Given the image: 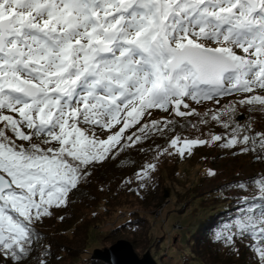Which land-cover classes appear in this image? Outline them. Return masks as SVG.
Wrapping results in <instances>:
<instances>
[{
  "label": "snow or ice",
  "instance_id": "snow-or-ice-1",
  "mask_svg": "<svg viewBox=\"0 0 264 264\" xmlns=\"http://www.w3.org/2000/svg\"><path fill=\"white\" fill-rule=\"evenodd\" d=\"M229 95L264 113V0H0V264H28L36 224L113 148L165 134L166 118L141 124L153 109L192 116L187 100ZM237 111L229 104L211 116L227 136H177L170 146L183 155L224 141L264 160V130L251 116L241 124ZM138 124L140 135L123 136ZM251 184L258 195L217 239L252 236L264 264V175Z\"/></svg>",
  "mask_w": 264,
  "mask_h": 264
},
{
  "label": "rangeland",
  "instance_id": "rangeland-1",
  "mask_svg": "<svg viewBox=\"0 0 264 264\" xmlns=\"http://www.w3.org/2000/svg\"><path fill=\"white\" fill-rule=\"evenodd\" d=\"M240 98V96L229 95L224 100L220 98L219 104L213 100L202 101L199 104L190 100H187V102L196 112L210 111V113H214V111H220L224 106L238 103ZM182 110L187 111V109ZM165 118L167 120L171 119L170 121L173 123L176 122L175 118H177L180 120L181 125L184 123L188 124V116L179 117L174 112L166 113L159 109H153L152 115H146L141 120V124L156 119L160 121ZM82 127L91 136L90 126L82 125ZM119 127L120 125H117L112 131L118 130ZM139 127L140 125L138 124L129 129H133V133L135 132L140 135L137 131ZM259 128H264V124L260 125ZM129 129L123 133L124 137L130 135L127 132ZM97 135L103 139L109 133L97 130ZM223 142H214L199 151H194L195 147H193L191 150H188L192 154L184 156L178 164L170 160L172 157L166 156L165 158H160L159 163L155 164L154 171L148 169L146 166L144 168V172L147 173L146 175L141 173V170L136 174L134 173L132 176L134 184L136 188L141 187L138 199L127 194L120 197L117 201L112 200L107 204L106 200H104L105 195L102 193V188L99 186V189L96 191V200L99 201V204L101 203L100 206H97L98 203H92V206H76L75 202V219L72 222L68 221L67 227L70 224H72V227L68 230V234H66L69 239L68 241L64 240V243L73 247L78 245L82 238H86L85 229L88 224L90 225V242L83 255L79 254L80 256L77 259H70V263L68 264L72 262V264H91L90 260L95 250L109 248L119 240L129 241L140 258L147 251L154 250V247L158 243L161 244L156 247V252L153 253L158 264H234L239 259L235 253L239 252L240 249H242V259L253 256L257 264H261L257 252V248L261 247V245L252 236L237 238L235 240L237 246L234 244L230 246L225 241H219L217 245L220 246V250L223 253H227V256L216 262L212 260H205L203 262L204 258L196 254L197 236L195 233L202 221L208 219L214 213L212 209L214 207L219 208V205L214 207L206 206L193 213L192 210L197 203H194L192 206L190 205L199 195L194 194L196 186L199 185L198 192L203 191L205 193L223 187L228 182L238 181L231 188L224 186L221 193L228 196L232 201L243 203L245 198L252 199L258 195L257 188L252 186L251 181L253 178L264 175V160L257 159V152H241L240 145H237L235 148H223L220 146ZM121 143L127 144L128 142L122 140ZM112 150L114 155L110 156L102 164H97L91 168V171L95 175L99 176L107 173L108 177V172L112 171V168L114 169L113 165H115L114 162L116 161L111 160L119 151V145ZM155 159L153 157L147 162L155 161ZM211 173H214V175ZM137 177H139V180L136 179ZM240 184H244L245 187H238ZM82 190H76L75 194L79 196L78 192ZM162 190H167L171 193L169 200L163 199ZM93 193L95 194V191ZM140 195L145 196L146 200L140 201ZM211 202L214 201L211 200ZM240 208L238 206L237 210ZM134 213L138 214L136 216L140 215V217L146 219L151 229H153L151 230L152 237L147 244V246L152 245L153 249H149L148 246V250H144L145 247L143 246L146 241L145 238L148 237V230H150L148 223H143L144 230L142 228L137 229V234L125 229L111 233L116 226H121L130 221V214L134 215ZM96 224H99V226L96 227ZM75 228H77L76 230H80L79 232L77 231V234H74ZM136 239H138L137 244H135Z\"/></svg>",
  "mask_w": 264,
  "mask_h": 264
},
{
  "label": "trees",
  "instance_id": "trees-1",
  "mask_svg": "<svg viewBox=\"0 0 264 264\" xmlns=\"http://www.w3.org/2000/svg\"><path fill=\"white\" fill-rule=\"evenodd\" d=\"M228 96L223 97L222 99H226ZM211 103V102H210ZM233 105L237 108V117L240 120L241 124L248 122V117L251 116L253 118V123L256 130H264V128H259L260 125L264 124V113L260 111H256L253 113H249L247 111L248 106H241L239 103H234ZM259 107V106H257ZM214 113L218 114L219 111H214ZM213 112H196V114L192 116H188V124H180V120L176 119L175 123H171L164 129L163 135L153 132L149 135V137L137 144H134L131 147H125L123 150H119L116 155L113 157L111 161L114 162V169L112 168L110 172L104 173L103 175H95L93 171L89 178L86 181L80 183L77 191L80 195L77 196L75 194L76 190H73L68 197V203L66 206H62L60 208L54 209V215L51 217H46L39 222L35 226V231L39 234L38 239L34 242V252L31 260L28 264H38V258H44L48 261V264H68L70 263V259H77L78 256L87 250L88 244L90 242L89 237V224L86 225L85 236L86 238H82L78 245L75 247L64 243L68 241V230L72 227V224L67 227L68 221H73L75 219V207L74 204L76 202V206H92V203H98L96 200V191L99 189V186L102 188L105 197L104 200L107 204H109L112 200L117 201L123 195L130 194L133 197L137 198L140 193V189L136 188L134 184L133 174L137 173L142 168H145L148 164H156L159 163L160 158L172 157L175 164H178L180 159H182L186 155L192 154L190 151H185L183 155H179L177 149H174L170 146V140L173 137H180L181 139L188 140H209L211 141V137L214 135L227 136L230 130L225 129L220 123L211 119ZM173 118V117H171ZM223 120H228L229 116H222ZM158 120V119H156ZM171 120V119H170ZM169 120V121H170ZM148 121L147 123H150ZM169 129H172L169 131ZM27 131V130H26ZM128 134L131 135L133 133V129H129L127 131ZM139 135V134H137ZM39 142V141H37ZM214 142H210L209 144H213ZM199 145L195 147L194 151H199L204 149L207 145ZM113 152V150H112ZM153 157H155V161H150ZM107 169V167H106ZM154 171V170H152ZM97 176V177H96ZM107 177V178H106ZM136 179L139 180V177ZM238 181L228 182L227 185H223V187H219L218 189H214L210 192H198L199 185L196 186L194 194H199L196 197L190 206L194 203H197L193 208L192 212L202 209V207L206 206H216L219 205V208L214 207L212 210L213 214L209 216L208 219L202 221L199 226V229L196 231L195 235L197 236V255L202 256L204 260L203 262L212 260L213 262L217 260H221L227 256V253H223L220 250V246H218L219 241H224L223 239H217V234L221 232V230L225 229L227 225L230 224L231 221L238 214V206H246L239 201H232L228 196H225L221 193V190L224 189V186L227 188H231ZM94 184V186H93ZM89 186V187H88ZM95 191V194L93 193ZM163 199L169 200L171 193L167 190H162ZM138 199V198H137ZM140 201H145V196L140 195ZM213 200L214 202H211ZM251 200V198H249ZM101 204V203H100ZM98 203L97 206H100ZM108 208V207H107ZM109 210V209H106ZM138 214L131 215L130 221L126 222L121 226H116L115 229L111 232H117L119 230L133 231L134 234H137V229L142 228L144 230V224L148 223L146 219L142 217L136 216ZM61 217L63 219H61ZM98 223V222H97ZM149 225V223H148ZM96 227L99 224L95 225ZM101 226V225H100ZM77 228H75L76 230ZM147 238H145V243L143 246L144 250L153 249L152 245H148V241L152 237L151 226L149 225ZM74 230V231H75ZM76 230L74 234H77ZM76 237V235H75ZM75 241V240H74ZM138 239H136L137 244ZM237 242H234L236 245ZM161 245V244H157ZM147 246V247H146ZM154 250H151L152 256L157 261L153 253L156 252V247ZM231 246V245H230ZM237 246V245H236ZM160 247V246H159ZM232 250V248H230ZM242 249L239 252L235 253V255L239 258L234 264H257L253 256L249 258L242 259ZM80 254V255H79ZM163 257V256H162ZM161 257V258H162ZM91 264H105L98 260L91 259ZM158 262V261H157ZM73 263V262H72ZM71 263V264H72Z\"/></svg>",
  "mask_w": 264,
  "mask_h": 264
},
{
  "label": "water",
  "instance_id": "water-1",
  "mask_svg": "<svg viewBox=\"0 0 264 264\" xmlns=\"http://www.w3.org/2000/svg\"><path fill=\"white\" fill-rule=\"evenodd\" d=\"M91 259L105 264H158L151 251L140 258L127 240H119L109 248L95 250Z\"/></svg>",
  "mask_w": 264,
  "mask_h": 264
},
{
  "label": "built area",
  "instance_id": "built-area-1",
  "mask_svg": "<svg viewBox=\"0 0 264 264\" xmlns=\"http://www.w3.org/2000/svg\"><path fill=\"white\" fill-rule=\"evenodd\" d=\"M179 228V227H178Z\"/></svg>",
  "mask_w": 264,
  "mask_h": 264
}]
</instances>
